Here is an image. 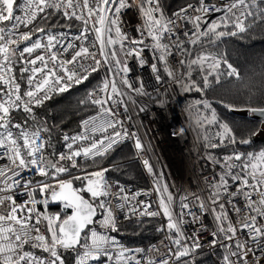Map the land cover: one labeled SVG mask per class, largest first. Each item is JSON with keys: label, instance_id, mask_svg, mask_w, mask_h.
<instances>
[{"label": "snow or ice", "instance_id": "1", "mask_svg": "<svg viewBox=\"0 0 264 264\" xmlns=\"http://www.w3.org/2000/svg\"><path fill=\"white\" fill-rule=\"evenodd\" d=\"M133 7L137 8L142 18L136 37L122 30L121 21L122 10ZM213 13L222 15L211 22L204 20L205 16ZM38 18L46 22L55 18L57 23L53 27H63L69 31L52 34L45 27L20 31L21 26L28 28ZM60 19L66 23L59 24ZM72 20L80 22L79 31L72 35L66 45L61 44L57 35L67 37L73 28L67 21ZM181 20L192 25V30L182 34L186 39L178 35L177 21ZM201 22L206 25V30H201ZM257 22H264V0H225L219 5L198 0L197 4H187L171 16L165 15L160 0H140L138 5L135 0H0V25H4L0 26V85L3 86L0 87V160L8 161L0 166V264H65L64 252L76 253L74 264H89L90 261H100L102 257L106 258L104 264L108 261L113 264H156L150 255L144 256L145 249L124 248L115 236L101 234L91 227L98 224L102 229L118 232L117 212L124 211L126 207L131 215L156 217L162 212L166 218V225L157 228V231L167 233L165 239L171 247L162 253L165 258L159 264H170L172 257L178 261L183 257H192L191 264H195V253L203 245L198 235L185 236L183 231L185 216H191L193 222L199 219L191 211L189 203L184 202L188 200L187 195L181 198V211L177 213L172 209L173 196L168 192L167 185L156 187L155 190L160 193L159 210L150 211L151 204L144 201L130 204V200L147 193L137 192L129 197L118 182V191L112 192V185L105 178V173L110 169L88 172L77 161L78 158L93 161L97 157L103 158L124 139H134L138 154L144 150L140 137L135 132L129 133L120 118L119 109L127 112L128 101L135 103L124 88L137 95H148L142 80L138 79L139 86L134 87L127 78L130 71L128 56L137 57L143 67L146 61L141 53L145 48H151L158 53L153 56L156 62L149 65L157 83L162 81L159 64L163 72L173 82L180 84L184 91L203 93L212 84L209 77H214L215 82L219 83L223 75L239 78V72L226 59L210 53L188 58L192 53L185 45H197L201 43V37L214 38L210 39L211 43L223 37H238ZM17 33L18 39H12ZM37 33L46 34V42H43L42 36L33 40ZM146 38H150L152 43H145ZM73 41L81 43L77 45ZM21 44H24L22 48ZM58 44L60 49L54 50ZM40 49L44 50L43 54L33 55ZM93 49H98V52ZM172 56L181 57L177 63L187 68L185 73L180 74L170 64L169 57ZM88 60L92 63L86 66L84 62ZM17 62L21 64L19 79L26 78L27 88L23 92L14 71ZM221 63L226 65V72L221 71ZM102 64L109 66L111 78L105 77L100 86L90 90L86 98L80 101L82 104L90 102L97 109V114L81 121V132L72 136L67 133L63 135L67 151H53L46 156V148L51 147V138L48 137L46 141L42 132L51 130L47 127H30L27 119L22 123H13L12 113L20 110L35 120V107L42 106L52 98V94L66 92L74 85L83 83ZM196 68L203 73L202 86L192 80V72ZM117 76L120 77L119 82ZM185 76L188 82H185ZM124 97H127V101ZM224 106L234 109L230 104ZM193 109L194 123L196 128L203 130L206 148L251 142L247 138L238 140L229 125L220 121L216 109L208 100L194 101L189 105V110ZM248 111L264 117V107H250ZM211 127L217 130L210 133ZM12 129L17 131L13 132ZM208 159L226 170L217 183L210 185L214 192L209 199L215 206L211 211L215 213L217 222L216 230L211 233L210 246L215 248L219 245L224 249L221 264H264V149L257 152L234 151L224 156L222 161L209 153ZM143 164L149 174L156 175L148 159H144ZM71 169H78L83 175L59 179L62 174L71 175ZM26 172H34L45 180L33 183L23 175ZM76 181H80V186H74ZM156 183L159 184V181ZM233 187L234 190L230 191ZM17 191L27 195L28 199L18 203L13 194ZM37 191L44 197L41 201L43 212L35 199ZM221 192L228 197L226 202H221ZM191 195L201 209L208 210L199 196ZM237 196L243 197L242 206H237L234 199ZM110 197L119 202L114 204ZM50 200L62 202L63 213L49 215L47 208ZM226 204L231 205L232 211L240 217L239 228L229 218ZM98 214L100 219H96ZM124 218L128 219L129 215L126 214ZM41 225H44L43 230ZM221 236L223 239H220ZM188 240L192 241L190 245L186 242ZM26 245L47 255L25 250ZM114 246L119 248L115 256L110 251ZM160 251L157 245L147 249L148 253ZM184 264H189V261Z\"/></svg>", "mask_w": 264, "mask_h": 264}, {"label": "built area", "instance_id": "2", "mask_svg": "<svg viewBox=\"0 0 264 264\" xmlns=\"http://www.w3.org/2000/svg\"><path fill=\"white\" fill-rule=\"evenodd\" d=\"M129 2H132V0H129ZM206 2L209 4L219 5L224 3L225 0H206ZM135 3L138 5L140 3V0H135ZM190 3L197 4L198 0ZM179 9H177L176 11H178ZM221 15L222 13H213L211 15L205 16L204 20L211 22L212 20L218 19L219 16ZM173 19L175 18L173 17ZM41 20H42L41 18H38L32 25H29L28 28L21 26L20 31L21 32L29 31V29L35 27H45L52 34H59L62 32L69 31L66 28L61 29V28H54L51 26L46 27V26L38 25V22H40ZM121 21H122V30L126 32L129 36L136 37L139 35L137 32V27L142 23V18L137 8L133 7L131 9L122 10ZM5 24H7V22H5ZM177 24L179 25L178 35H180L182 39H186L183 37L182 34L184 31L192 30V25L183 20L177 21ZM0 26H4V25H0ZM205 27L206 25L203 22H201V30H204ZM78 31L79 28L73 27L71 29L70 34L67 37H61L57 35V39L60 40L61 44L66 45L68 41L72 39V35L77 34ZM41 36L43 37V42H46L47 40L46 34H41V33H37L36 35H34L33 40ZM7 38L8 37L6 36V39ZM11 38L18 39V33L16 35H13ZM89 39L91 40L92 37L90 36ZM73 42L76 43L77 45L81 43L80 41H73ZM145 43L151 44L152 41L150 38H146ZM23 46L24 44L20 45L21 48ZM13 47H15V45H13ZM59 49H60V45L58 44L56 49L54 50H59ZM43 51H44L43 49L37 50V53H34L33 55L43 54ZM93 51L98 52V49H93ZM25 55L27 56V54ZM64 55L65 57L68 56L67 53H65ZM141 55L146 61V64L143 67L140 66L139 59L137 57L128 56L126 58L127 65L130 69L129 73L127 74V78L129 79L130 82L133 83L134 87L139 86L138 79L142 80L148 95H137V93L132 92L127 88H124V90L128 92V95L132 97V100L135 101V103L128 101V111L124 112L123 108L119 109V111H120V118L123 120L124 123V127L128 129L129 133L135 132L137 136L140 137L141 142L144 145V150L138 154V151L134 145V139H124L120 143L131 142L133 144V147L136 152V158L141 163L145 176L148 180L149 186L141 187L133 183H123L115 178H108L107 181L109 184L112 185V189H111L112 192L118 191V185L116 183L118 182L119 186H123L125 188L126 190L125 194H127L129 197H131L133 194L137 192L147 193L145 195L137 196L135 200H130V204H137L139 201H144L145 203L151 204V208L149 209L150 211L159 210L160 193H158L155 190L156 187L162 188L164 185H167L168 192L171 193L173 196L172 209L174 212L177 213L181 211V207H180L181 198L187 195L188 200L184 202L189 203L191 211L195 213V215L199 217V219L193 222V218L191 216H185L186 222L183 224V231L185 233V236H192L195 233L200 237V241L203 247L196 251L195 256L199 251L205 250L211 254L215 264H221L222 256H220L219 253L217 252L220 246L217 245V247L215 248L210 246V241L213 238L211 233L216 230L217 222L214 218L215 213L211 211V208L215 206L211 204L209 197L214 192V189L210 185L217 183L219 181L220 175L223 174L226 170L222 167V165H218L214 163L212 160H209L208 159L209 155L205 152V150L201 147L199 142L195 139L193 134V129L187 114L188 108L178 91V87L180 86V84L173 82L172 79L163 72L162 65L159 64L158 67H161L160 75L162 77V81L160 83H157L155 79V74L152 73L149 65H151L153 62H156L154 61L153 56L158 55V53H154L153 49L151 48H145L144 51L141 53ZM17 57H18V53H17ZM180 58H181L180 56L169 57V62L173 67L177 68L180 74H183L187 71V68L180 67L178 65L177 61ZM84 63L87 66L88 64H91L92 61L88 60ZM20 67L21 64L17 62L14 66V71L19 82L21 83V92H23L27 88V83H26V78L23 80L19 79L21 75L19 71ZM108 67H109L108 65L102 64L100 69L104 71L105 77L111 78V74L108 72ZM113 70L115 71V69ZM26 75L27 74H25V76ZM121 75H123V73H121ZM119 79L120 77L117 76L116 77L117 82H119ZM185 79L186 76L184 77V80ZM0 87L3 86L0 85ZM54 95L56 94L55 93L52 94V97ZM124 99L127 101V97H124ZM141 108H143L144 110L141 111ZM96 114L97 111L84 117L83 119ZM13 123H17V122L13 120ZM12 130L13 132L17 131L16 129H12ZM0 131H2V129H0ZM81 131L82 128L80 126V131L78 132ZM76 133L68 134V135L72 136ZM64 145L65 142L63 141V151H67ZM144 159L149 160L150 164L153 166V170L156 175H152L148 173L147 169L143 164ZM78 160L84 161V159L82 158H78ZM7 162L8 161L6 159L0 160V166H2ZM235 171H238V169H235ZM23 175L27 179L29 177H33L38 174H35L34 172H26L23 173ZM71 176L73 175H69V174L61 175L59 179L66 180V179H70ZM157 181H159V184L156 183ZM231 183H232L231 180H229L230 185ZM229 190L230 191L234 190V187L230 188ZM13 194L15 195V198L17 199L18 203H23L28 199L27 195H22L20 191H17ZM191 194H195L199 196L201 200L204 201L208 210L205 211L201 209L199 207L198 202L194 201ZM110 199L113 200L114 204L119 202L118 199H113L111 197ZM227 199L228 197L223 192H221V202H226ZM234 199L237 203V206H242L244 204V199L242 196H237ZM253 199H256V197L253 196ZM226 208L228 209V213L232 217V223L236 225L237 228H239L238 220L240 219V217L235 212L232 211L231 205L226 204ZM126 214L129 215L128 219L124 218ZM100 218L101 216L100 214H98L96 219H100ZM134 219L157 220L160 222L158 228L161 226H165L167 223V220L163 216L162 212L160 215L156 217L131 215L128 212V207H126L124 211L117 212V224L126 223ZM91 227H95L97 231L100 232L101 234L115 236L119 242V245H122L124 248L145 249L144 256L147 257L150 255L156 261V264H159V261L165 258L162 255V253H166L167 248L171 247L170 242L165 239V236L167 235L166 232L158 231L160 237L157 240L148 244L147 246H141V245H129L120 236L116 235L114 232H111L110 230H105L100 228L98 224H94ZM41 228L43 230L44 225H41ZM237 235L240 236L241 233L238 232ZM220 239H223V237L221 236ZM161 241H164V243L161 244L160 243ZM186 242L189 245L192 243L191 240H188ZM152 245H157V247L160 248L161 251L159 253L156 252L148 253L147 249ZM25 250L35 251L38 255H47L46 253H42L38 249H30L29 246L27 245L25 246ZM110 251L112 252L113 256H115L116 253L119 251V248L114 246L110 249ZM128 254L132 255L133 253H128ZM257 255H259V252H257ZM75 257H76V253L73 252L72 264H74L75 262ZM183 259L191 260L192 257H183ZM105 260L106 258L102 257L100 261H96V262L90 261L89 264H104ZM177 262L178 260H176L174 257L170 259V264H177ZM107 264H113V262L108 261Z\"/></svg>", "mask_w": 264, "mask_h": 264}, {"label": "trees", "instance_id": "3", "mask_svg": "<svg viewBox=\"0 0 264 264\" xmlns=\"http://www.w3.org/2000/svg\"><path fill=\"white\" fill-rule=\"evenodd\" d=\"M193 1L196 0H160L166 16H171L177 9ZM56 23L57 20L55 18H52L48 22L42 19L38 22V25L53 27ZM58 23L63 25L66 21L60 19ZM67 23H71L74 28H79L80 24L79 21L75 20L67 21ZM54 28L65 29L58 26ZM204 30H206V27ZM210 39L214 38L201 37V43L197 45L187 44L186 47L192 53L190 58H195L197 54L203 52L218 54L238 70L239 78L223 75L220 78V82L216 83L214 77H209L212 84L203 93L195 90L184 91L181 86L178 87V91L188 109L189 105L196 100H208L212 104V107L216 109L220 121L229 125L238 140L240 138L250 139L251 142L249 144L237 143L216 149L206 148V141L202 138L203 130L196 128L194 123L193 116L195 110H188L189 120L197 134L199 144L208 155L211 153L213 157L222 161L224 156L230 155L234 151L257 152L260 149H264V137L252 135L254 132L258 133L261 121L246 115L234 114L229 108L224 106L225 104H230L237 109L264 107V22L255 23L246 33L238 37H223L215 41V43H211ZM205 70H207L206 66ZM221 71H227L226 65L223 63H221ZM202 75L203 73L196 68L192 72V80H195L197 84L202 86ZM104 79V71L100 69L92 73L83 83L73 86L66 92L56 94L42 106L35 107L33 110L36 117L35 120L30 119L27 113L20 110L13 113V120L22 123L27 119L30 127L49 128L50 132H42L46 141L48 137L51 138V147L46 148L45 155L47 156L53 151L62 152L63 135L65 133L73 134L80 131L81 120L97 111L95 106L90 102L82 104L80 101L86 98L90 90L101 85ZM185 82H188L187 77ZM201 110L206 114V110H203L202 106ZM216 130L215 127L209 129L210 133ZM213 142L216 141L214 140ZM77 162L82 168H86L87 171L100 168L110 169L105 173L106 179L115 178L123 183H133L141 187L149 186L131 142L116 145L105 157L96 158L95 161L78 160ZM80 172L78 169H71V175L73 176ZM62 175H68V173ZM27 179H31L33 183L45 180L44 177L39 175ZM74 186H80V181H76ZM84 195L89 198L88 194L85 193ZM43 198L38 191L35 193V199L38 205H40L41 212L44 211L41 205ZM63 211V203L49 201L48 214L53 215L63 213ZM217 211H219L218 208ZM70 212L71 210H69V214ZM229 218L232 221L230 214ZM159 224V221L153 219H134L126 223L117 224L119 231L114 233L129 245L147 246L160 237L157 231ZM217 252L222 257L225 254L224 249L221 247L218 248ZM63 254L65 264H72L73 252H64ZM191 260L181 258L177 264H184L185 261H189V264H191ZM195 264H215V262L209 252L201 250L195 256Z\"/></svg>", "mask_w": 264, "mask_h": 264}, {"label": "water", "instance_id": "4", "mask_svg": "<svg viewBox=\"0 0 264 264\" xmlns=\"http://www.w3.org/2000/svg\"><path fill=\"white\" fill-rule=\"evenodd\" d=\"M246 111H242V109H237V108H234L233 110H230L232 113L234 114H238V115H246L248 117H251L253 119H257V120H260L261 121V126H260V129L258 131L259 134H257V136H263L264 137V131H261V129H264V123H262V121H264V117H261L259 116V114H256V113H251L250 111H248V109H245ZM86 199H88L86 196H85ZM55 203H62V202H59V201H53Z\"/></svg>", "mask_w": 264, "mask_h": 264}, {"label": "rangeland", "instance_id": "5", "mask_svg": "<svg viewBox=\"0 0 264 264\" xmlns=\"http://www.w3.org/2000/svg\"><path fill=\"white\" fill-rule=\"evenodd\" d=\"M117 48H119V45H117L116 46ZM204 53V52H203ZM205 53H209V52H205ZM201 54V53H200ZM210 54H213V55H216L217 57H221L220 55H218V54H215V53H211L210 52ZM206 67H207V65H205ZM115 69V68H114ZM185 102V101H184ZM189 110V109H188ZM188 110H187V114H188ZM242 111H246L245 109H242ZM188 118H189V115H188ZM190 121V120H189ZM192 126V125H191ZM192 129H193V134H194V137H195V139L198 141V139H197V134H196V132H195V130H194V128L192 127ZM199 142V141H198ZM96 170H99V169H94V170H89L88 172H92V171H96ZM79 175H83V172H80V173H78ZM77 174V175H78ZM50 215V214H49Z\"/></svg>", "mask_w": 264, "mask_h": 264}]
</instances>
